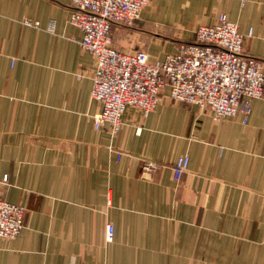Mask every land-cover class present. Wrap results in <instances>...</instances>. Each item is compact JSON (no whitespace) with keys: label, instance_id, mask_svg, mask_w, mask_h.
Listing matches in <instances>:
<instances>
[{"label":"crops","instance_id":"obj_1","mask_svg":"<svg viewBox=\"0 0 264 264\" xmlns=\"http://www.w3.org/2000/svg\"><path fill=\"white\" fill-rule=\"evenodd\" d=\"M70 12L71 0H0L1 195L25 209L0 264H264V93L244 125L165 89L112 138L94 129L95 60ZM222 13L264 73V0H149L133 26L112 27V45L162 61ZM143 162L160 167L141 174Z\"/></svg>","mask_w":264,"mask_h":264},{"label":"built area","instance_id":"obj_2","mask_svg":"<svg viewBox=\"0 0 264 264\" xmlns=\"http://www.w3.org/2000/svg\"><path fill=\"white\" fill-rule=\"evenodd\" d=\"M149 0H71L67 22L81 33L79 45L94 56L95 67L90 98L101 105L93 116L96 131L107 126L116 137L128 109L146 118L159 103L161 93L175 103L207 110L214 120L242 116L246 125L252 102L264 93V73L258 59L243 52L244 35L226 14H219L210 26H199L195 38L177 45L162 61H151L144 51L122 52L112 45L113 26L131 27L148 7ZM24 24L37 28V22ZM252 29L247 36L251 37ZM121 155V153H117ZM189 156L178 157L171 170L179 179L187 170ZM160 165L143 162L141 174H150ZM0 180V244L16 238L24 228V207L2 199ZM113 226H106L110 241Z\"/></svg>","mask_w":264,"mask_h":264}]
</instances>
